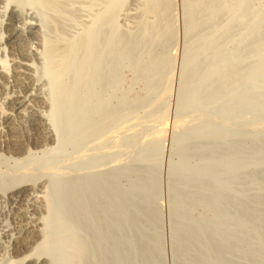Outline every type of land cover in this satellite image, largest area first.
<instances>
[{"label": "bare ground", "instance_id": "bare-ground-1", "mask_svg": "<svg viewBox=\"0 0 264 264\" xmlns=\"http://www.w3.org/2000/svg\"><path fill=\"white\" fill-rule=\"evenodd\" d=\"M79 1L0 0V159L11 164L9 182L0 180V264H84L86 257L88 260V246L79 232L91 229L99 233L106 219H91L81 212L88 201L106 189H115L120 172L103 176L98 170L92 176L60 182L61 162L66 158L75 170L83 169L88 159L86 147L99 149L103 137L114 133L121 123L128 125L133 110L146 102L123 95L117 104H111V90L119 82L124 63L139 80L152 82L154 86L149 87L155 92L169 80V73L165 79L163 76L171 66L166 45L175 34L173 0L146 3L143 10L157 22L144 23L136 34H124L116 25L115 13L125 0H83L88 7L100 5L101 10L82 29L74 30L77 22L72 7ZM262 1V8L253 13L249 0H181L187 41L180 110L189 112L223 101L222 113L230 115L226 124L233 123L238 129L223 133L220 147L203 151L210 159L218 150H225L223 165L242 153L229 140L253 123V114L264 117ZM224 16L223 24L214 25ZM241 20H247L246 26L240 25L244 30L233 35ZM201 27L203 31L197 33ZM244 41L246 46L234 48L232 44L234 50H226L228 43L241 45ZM143 54L146 60H142ZM165 91L166 87L162 93ZM248 95L251 98L245 100ZM146 114L153 116L138 119V123L150 126L161 111ZM214 127L213 121L207 122L202 133ZM263 143L264 138L256 136L252 155L238 166L253 161ZM66 145L71 147L70 153L64 151ZM193 173L210 178L217 175L211 165ZM173 193H177L175 187ZM126 200L115 193L107 206L114 204L124 210ZM145 209L143 216L148 213ZM220 216L191 227L179 240L184 255L198 256L196 264H219L216 249L234 234L218 227ZM253 233L256 239L261 237L258 227ZM117 240L113 239V246ZM153 243L148 241L140 254L144 256ZM97 245L94 255L99 251Z\"/></svg>", "mask_w": 264, "mask_h": 264}, {"label": "rangeland", "instance_id": "rangeland-1", "mask_svg": "<svg viewBox=\"0 0 264 264\" xmlns=\"http://www.w3.org/2000/svg\"><path fill=\"white\" fill-rule=\"evenodd\" d=\"M149 1H124L115 13L116 25L122 33L136 34L144 23L154 25L155 16L143 10ZM249 3L253 13L263 6L262 0H249ZM100 8L97 4L88 7L83 0L74 3L72 9L77 22L74 30L86 26ZM183 15L181 0H173L175 34L166 45L171 66L168 69L170 72L167 70L163 76L165 79L169 73V80L165 83L163 79L160 85L163 86L155 92L150 89L154 86L152 82L143 78L139 80L133 68L124 63L119 72V82L111 90V104H117L119 96L123 95L128 100L143 101L144 98L146 102L133 110L128 125L121 123L114 133H107L99 149L92 145L86 147L88 159L83 169L75 170L74 165H68L66 158L61 162L63 173L59 176L60 182L92 176L98 170L103 171V176L120 172L115 189H106L100 196L88 201L81 212L91 219L102 216L106 219L99 233L91 229L79 232L88 246L89 258L87 260L86 257L84 264H143L144 259L146 264H196L198 256L195 253L184 255L178 245L179 240L191 227L213 221L218 213L221 215L218 227L234 231L230 239L216 249L219 264H264V143L253 161L238 166L252 155L254 138H264V117L253 114V123L229 140V144L242 148V153L232 163H220L226 154L223 149L210 159L204 157L205 149L221 146L220 136L223 133H233L238 128L233 123L226 124L230 115L222 113L224 103L221 99L197 110H180L182 63L187 41ZM225 17L215 21L214 25L223 24ZM241 21L236 24L237 27L246 26L247 20ZM242 26L236 27L239 30L235 29L233 35L242 32L245 28ZM201 31L202 27L197 33ZM244 42L238 46L228 43L226 50L242 48L248 43ZM156 49L161 51L159 46ZM141 57L142 60L147 59L146 54ZM165 87L166 91L162 93ZM250 98L248 95L245 100ZM150 110L161 111L155 123L150 126L139 124L138 119L148 120L153 116H147ZM209 121H213L215 127L202 133ZM64 151L70 153L71 147L66 145ZM10 165L0 159L1 183L9 182ZM209 165L217 171L216 177L193 173ZM174 187L176 194L173 193ZM115 193L127 197L124 210L114 204L107 206ZM145 208L148 209L147 216H143ZM129 216L132 218L129 219ZM235 224H238L237 228ZM254 227L260 230L259 239L255 238ZM116 238L117 244L113 246V239ZM150 240L154 243L142 256L141 249ZM96 245L99 251L94 255L92 250ZM117 257L120 261H115Z\"/></svg>", "mask_w": 264, "mask_h": 264}]
</instances>
